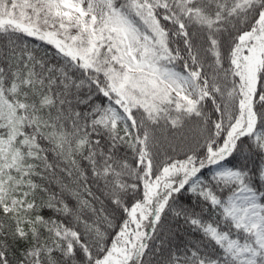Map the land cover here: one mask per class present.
Wrapping results in <instances>:
<instances>
[{"label": "snow or ice", "instance_id": "snow-or-ice-1", "mask_svg": "<svg viewBox=\"0 0 264 264\" xmlns=\"http://www.w3.org/2000/svg\"><path fill=\"white\" fill-rule=\"evenodd\" d=\"M0 264H264V0H0Z\"/></svg>", "mask_w": 264, "mask_h": 264}]
</instances>
